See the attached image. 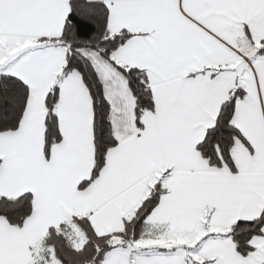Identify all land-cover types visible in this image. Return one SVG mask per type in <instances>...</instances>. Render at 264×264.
Masks as SVG:
<instances>
[{
	"label": "snow or ice",
	"instance_id": "6c2138e0",
	"mask_svg": "<svg viewBox=\"0 0 264 264\" xmlns=\"http://www.w3.org/2000/svg\"><path fill=\"white\" fill-rule=\"evenodd\" d=\"M0 264H264V0H0Z\"/></svg>",
	"mask_w": 264,
	"mask_h": 264
}]
</instances>
